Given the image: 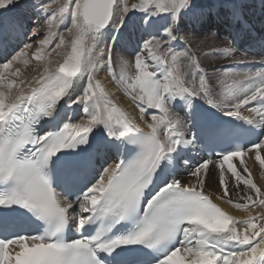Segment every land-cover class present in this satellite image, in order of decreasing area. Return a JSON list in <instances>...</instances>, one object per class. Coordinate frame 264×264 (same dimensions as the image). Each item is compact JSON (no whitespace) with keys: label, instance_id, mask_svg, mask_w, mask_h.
<instances>
[{"label":"snow or ice","instance_id":"obj_1","mask_svg":"<svg viewBox=\"0 0 264 264\" xmlns=\"http://www.w3.org/2000/svg\"><path fill=\"white\" fill-rule=\"evenodd\" d=\"M208 11L0 0V264H264V186L247 162L264 176V58L204 67L236 52L181 26ZM210 177L244 216L214 202Z\"/></svg>","mask_w":264,"mask_h":264},{"label":"bare ground","instance_id":"obj_2","mask_svg":"<svg viewBox=\"0 0 264 264\" xmlns=\"http://www.w3.org/2000/svg\"><path fill=\"white\" fill-rule=\"evenodd\" d=\"M261 2H262V0H200V1H197V3L203 5L205 7L206 11L210 10V11H208V14L206 16H204L199 21H191V20L185 19L181 26L185 27V28L189 27V26H192V27L196 28L197 33L200 34V35H211V33L210 34L205 33V30H204V32L201 31L198 28V24H199V22H202V21L205 22V23H210L211 18H213V20H216L217 24L222 22V23L218 24V26H217L218 27L217 28L218 29L217 33L220 35L219 32L221 31V28H224V26L227 27L226 22H224L223 20H227V21L229 20V22H230V24L232 26V27L228 26V27H231L230 30H229V34L231 35V39H232L233 37H235V33L238 31L237 28H234L236 26L234 24H232V22L237 20V21H239V23H238L239 25H242V27H244V28H246L248 30L250 29L249 31L247 30L248 34L256 39V40H253V43H252L251 47H255L256 49H259L261 41H258V40H260L259 39V35H261V31L258 28H260L259 26H261L264 23V14H263V12L261 10H259V6H260ZM225 6H228L229 9L227 10V8ZM234 6H235L236 11L238 13L236 18H234L233 15H232ZM252 6L254 8H252ZM219 8H225V11H223V10L221 11V10H219ZM251 9H253V12H252L253 16L250 15V10ZM223 23H225V24H223ZM262 27H264V25H262ZM260 29H262V28H260ZM128 31H131V30L129 29ZM221 35H223V34H221ZM217 41H218V43H217L216 46L217 47H222V46H226V44L229 41V39L226 36H221V38L217 39ZM240 43L242 45V42H240ZM34 50L35 49H33L31 51H34ZM193 50L195 51L196 49L193 48ZM205 50H207V49H205ZM241 51L244 52L245 50L243 49ZM249 54L252 57L251 56H247L246 52H245V56L240 59L239 57H241V56H239V55H237V53H235L234 54V58L230 59V61L233 62V60H244L245 64L239 66L241 69H243V68L247 67L246 64L248 63V61H253L254 60L256 62H259L261 60V58H258V57L254 58L251 52ZM222 61H229V60L227 58H222V57L218 58V57L210 56V57H208L207 60L204 61V67L209 68V69L215 68L214 66L217 63H219V62L221 63ZM34 67H35V62L30 64L27 69H23L25 76L30 78L32 75H34L35 73L32 70ZM217 67H218V65H217ZM117 71H119V70L117 69ZM97 78L101 79L102 82L104 83V86L106 87V89L110 93L114 94V99H116L117 103L120 106H122L123 108H125V110L128 111L130 115L136 117L137 118V122H139V120H138V110H136L135 106L132 105L128 101V99L123 96L122 92H119L117 90L116 85L113 82H111L109 78H106V73L104 71H100L98 73ZM83 115L84 114L81 111L75 117L73 122H77V123L80 122L81 119L83 118ZM241 115L242 116H250V113H248L246 110H242ZM144 130L147 131L146 128ZM260 154H261L262 157H264V151H261ZM189 155H190V158H191L190 159V163L192 164V166H195L196 163L198 162V160L200 159V157L195 152H192ZM246 160H247V157H246ZM253 161H254V157H253V160H247V162L249 164V167L252 169L253 178H254L255 182L258 185L264 186V176H262V173H261V170L259 169V166L257 164H255ZM109 163H113V161L110 160ZM209 185H210V187H209V189H206V191L211 196H213V200H214L215 203H218L223 209H225L226 211H228L230 214H232L234 216L242 217V216L245 215V213H243V212H241L239 210H236V209L230 207L227 204H223V203H221L218 200H215V198H214L215 194L219 191V189L215 185H213L211 177L209 178Z\"/></svg>","mask_w":264,"mask_h":264},{"label":"rangeland","instance_id":"obj_3","mask_svg":"<svg viewBox=\"0 0 264 264\" xmlns=\"http://www.w3.org/2000/svg\"><path fill=\"white\" fill-rule=\"evenodd\" d=\"M197 1H200V0H197ZM136 2H138V0H128V3H129V6L132 4V3H136ZM263 2V3H262ZM262 2H261V4H260V6H259V10H261L262 12H263V14H264V0H262ZM226 8H227V10L229 9L228 8V6H225ZM252 8H254L253 6H252ZM219 10H223V11H225V8H219ZM252 12H253V9H251L250 10V15H252L253 16V14H252ZM224 22H226V25H227V27L226 26H224V28H221V31L219 32L220 33V35L217 33V26H218V24H220V23H222V22H220V23H218L217 24V22H216V20H213V18H211V21H210V23H205V22H199V24H198V28L201 30V31H203L204 32V30H205V33H208V34H212V33H217L216 34V39H220L221 38V36H226V37H228V39L229 40H231V35L229 34V30H230V28L232 27L231 26V24H230V22H229V20L227 21V20H223ZM229 23V24H228ZM239 23V21H234V22H232V24H234L236 27H234V28H237L238 29V31L235 33V36H237L236 37V41L237 40H239L238 41V44H236L235 43V48H236V52L235 53H237V55H239V56H241V57H239L240 59L242 58V57H244L245 56V52H246V54H248L249 53V48H248V46L249 45H251L250 44V42L251 43H253V40H256L254 37H251V36H249V35H247L248 34V31L250 30H248V29H246V28H244V27H242V25H239L238 24ZM210 24V25H209ZM223 24H225V23H223ZM201 25V26H200ZM207 25V26H206ZM262 25H264V23L262 24ZM262 25L261 26H259L260 28H262V29H260V28H258L260 31H261V35H259V39H260V37H262V38H264V27H262ZM228 26H231V27H228ZM240 27V28H239ZM244 30V31H243ZM248 30V31H247ZM246 31V32H245ZM245 33H246V37H245ZM258 33V32H257ZM263 33V34H262ZM221 34H223V35H221ZM218 35V36H217ZM228 35V36H227ZM243 36V37H242ZM235 38V37H234ZM244 38V39H243ZM241 40V41H240ZM258 41H260V40H258ZM240 42H242V45H241V43ZM223 47V46H222ZM240 47V48H239ZM242 48V49H241ZM245 50L244 52L243 51H241V50ZM239 50V51H238ZM244 54V55H243ZM218 58H221V57H218ZM223 58V57H222ZM229 61H230V59H228ZM222 61L221 63L222 64H229V63H232V61ZM227 62V63H226ZM220 62L219 63H217L214 67H217V65L219 66V65H222ZM213 66V65H212ZM211 66V67H212ZM217 87H219V86H217ZM80 117V116H79ZM245 159H246V157H245Z\"/></svg>","mask_w":264,"mask_h":264}]
</instances>
